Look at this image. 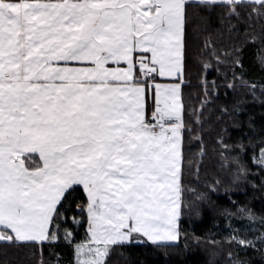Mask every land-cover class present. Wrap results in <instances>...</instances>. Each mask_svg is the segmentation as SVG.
<instances>
[{
    "label": "snow or ice",
    "instance_id": "snow-or-ice-1",
    "mask_svg": "<svg viewBox=\"0 0 264 264\" xmlns=\"http://www.w3.org/2000/svg\"><path fill=\"white\" fill-rule=\"evenodd\" d=\"M177 2L0 0V248L33 249L36 264H139L132 259V249L182 248L186 253L182 264H201L203 257L190 247L226 243L228 264H264V225L255 229L244 223L245 218L264 220V139L254 133L253 143L243 132L239 121L246 116L240 107L244 101H234L231 110L225 104L220 111L236 118L233 127L249 139L248 147L241 148L253 169L245 177L250 191L239 195H251L252 200H237L212 189L225 204L217 206L202 198L198 206L182 205L178 217L165 203L155 211L143 203L145 189L140 177L152 164L142 151L145 125L149 119L148 127H152L166 118L157 104L155 87L146 86L145 118L140 122L133 92L112 89L105 83L108 77L86 71L100 63L127 67L126 61H117L116 56L130 16H134L131 32L137 36L151 26V32L144 33L149 56L152 46L162 47L173 23L170 11ZM179 3L186 68L190 62L188 41L195 28L188 10L203 6V0ZM203 30L209 31L207 25ZM248 43L255 45L256 40ZM254 54L264 71V56L259 49H254ZM235 69L233 80L225 85L224 98L235 94L236 82H243L252 88L249 103L254 104L256 88L264 91V85L245 79L242 56L236 59ZM136 71L139 73L138 67ZM161 79L179 81V77ZM148 87L153 100L151 115ZM213 94L220 98L219 91ZM247 120L246 126L254 129L253 117L247 116ZM196 122L201 123L199 119ZM261 122L264 125V117ZM40 141L51 148L47 159L42 151L34 153L41 159L40 170L26 165L21 169L20 162L29 153L17 145ZM217 142L222 143L223 137ZM184 211L190 213L187 219L182 218ZM193 217L198 219L189 233L183 225ZM209 221L213 232L227 235L205 236L197 231ZM244 229L256 235L245 239L238 235ZM189 235L191 246L186 243ZM160 259L170 264L167 251Z\"/></svg>",
    "mask_w": 264,
    "mask_h": 264
},
{
    "label": "trees",
    "instance_id": "trees-1",
    "mask_svg": "<svg viewBox=\"0 0 264 264\" xmlns=\"http://www.w3.org/2000/svg\"><path fill=\"white\" fill-rule=\"evenodd\" d=\"M188 11L190 20L195 23V28L188 41L187 55L190 62L185 68L183 60L182 68L184 87L181 86L180 93L182 108L180 135L183 178H181L180 169V213L182 205L184 208L189 205L198 206L202 198L210 200L217 206L225 204L224 201L217 200L212 189H215L216 194L227 193L237 200H252L251 195L247 197L239 195L248 189L245 177L253 171L241 145L247 148L249 139L254 143V133L260 139H264V125L261 122V118L264 117V91L259 87L256 88V102L252 104L249 103L253 99L249 95L253 91L252 88L244 86L243 82H236L235 94L229 95L227 99L224 98V93L227 91L225 85L233 80V73L238 71L235 69V62L240 56L244 59L245 79L264 85V71H261L260 62L254 54V49H259L260 55L264 56V3L216 2L193 6ZM205 25L209 29L207 32L203 30ZM250 39H255L256 44L250 45L248 43ZM206 41L207 44H205ZM208 44L211 46L209 47ZM237 48L243 51L237 53ZM213 81L216 82L215 85ZM216 91H219L220 98L213 94ZM238 100L244 101L240 107L246 116L239 123L249 139L240 135L241 129L233 127L238 122L236 118L224 115L220 111L225 104L231 110L233 102ZM209 101H211L210 105ZM247 116L253 117L254 129L246 126L249 123ZM197 119L201 123L198 124ZM225 128L228 131H222ZM221 137L223 142L218 143L217 140ZM23 162L24 167L26 165L35 170L39 169L41 164L37 155H28ZM261 179H264V176ZM228 207L230 208L231 205ZM258 212L259 209L253 215H257ZM189 215V212L184 211L182 218L187 219ZM196 219L198 218L193 217L187 225H183L187 232L191 233ZM244 223L259 229L264 225V220L250 222L245 218ZM220 225L221 229L225 227L222 220ZM197 231L204 233L205 236L209 233L213 236L227 235L223 231L213 232L211 221L199 225ZM7 234V232L4 233V235ZM238 235L248 239L255 236L256 232L244 229ZM186 243L192 245L191 235ZM229 250L226 243L216 247L208 244L190 247L191 252L203 257L201 264H209V262L228 264L225 254ZM231 250L235 252V244L232 245ZM163 251L169 253L170 264H182L186 258L182 248L131 250L133 261L139 264H163L160 259ZM32 252L33 249L30 248L5 246L0 248V258L3 259V264H36L37 258L32 255Z\"/></svg>",
    "mask_w": 264,
    "mask_h": 264
},
{
    "label": "crops",
    "instance_id": "crops-1",
    "mask_svg": "<svg viewBox=\"0 0 264 264\" xmlns=\"http://www.w3.org/2000/svg\"><path fill=\"white\" fill-rule=\"evenodd\" d=\"M215 2L262 4L264 3V0H203V4ZM181 8L182 4L179 3V0L175 5L172 6L170 16L173 23L167 41L162 47L152 46L150 49L152 54L150 56L147 54L149 46L145 44L147 36H145L144 33L151 32V26L144 28L140 35L137 36L135 33L131 32V23L134 21V16H130L127 18L129 20V28L122 33L124 39L122 44L120 45L119 54L116 56L117 61H126L127 67H123L119 63H117L113 67H104L103 63H100L95 69L86 70L92 72L93 76L100 74L101 78L108 77V80L105 81V83L112 89H115L117 91L120 89H124V94H126L127 91L133 92L135 103L139 108L140 122H142L145 118L144 99L146 86L155 87L157 104L163 105L166 117L177 115V111L179 113L181 112V104L180 106H176L170 101L168 102L167 100H165V98L170 99L169 95L173 91L180 94L181 86L183 84V57L181 54L182 45L180 40ZM137 49H142V51H140L139 55L134 56V52H136ZM137 67L139 68V73H137L136 71ZM145 71L154 73L155 79L153 82H149V80L141 75V73ZM161 77H179V81H177L176 79H161ZM116 81H123L124 83H116ZM148 91V106L150 110V98L152 99L151 87H148ZM145 139L146 138L144 137V140ZM144 140H141V144L144 142ZM17 147L24 152L29 153L28 155H35L30 152L33 150L38 151L39 148H50L43 141H40L39 143H21L17 145ZM20 166L21 169L24 168L23 161L20 162Z\"/></svg>",
    "mask_w": 264,
    "mask_h": 264
},
{
    "label": "rangeland",
    "instance_id": "rangeland-1",
    "mask_svg": "<svg viewBox=\"0 0 264 264\" xmlns=\"http://www.w3.org/2000/svg\"><path fill=\"white\" fill-rule=\"evenodd\" d=\"M169 97L170 99L165 98V100L168 102L170 101L176 106H180L181 101L179 93L173 91L170 93ZM176 113L177 115L174 117L181 118L180 113H182V108L180 113L178 111ZM172 129L176 134L171 142L166 141L164 136L147 132L145 136L147 142H143L141 145L142 151L147 154L152 164L150 170L147 171L144 176L140 177V180L143 182L145 189V199L143 201L145 205H149L151 210L155 211L159 208L160 203H165L170 209H173L179 217V177L181 169L180 134L182 127H173ZM38 151L44 152L45 158L47 159V155L51 151V148H39ZM35 152L36 150H33L30 153L34 154ZM38 158L40 157L38 156ZM39 161L41 162V159H39ZM37 170L39 171L40 168ZM76 179H79V177H76Z\"/></svg>",
    "mask_w": 264,
    "mask_h": 264
},
{
    "label": "built area",
    "instance_id": "built-area-1",
    "mask_svg": "<svg viewBox=\"0 0 264 264\" xmlns=\"http://www.w3.org/2000/svg\"><path fill=\"white\" fill-rule=\"evenodd\" d=\"M143 75L148 78L154 77V75L151 72H144ZM161 107L157 108V113L161 111ZM150 124H151V120L149 119L148 124L145 125V127L147 128V132H153V133H157L160 135H165L167 140H172L173 138L172 127L179 126L180 120L178 118H164V119L157 120L156 125L152 127H148V125Z\"/></svg>",
    "mask_w": 264,
    "mask_h": 264
}]
</instances>
